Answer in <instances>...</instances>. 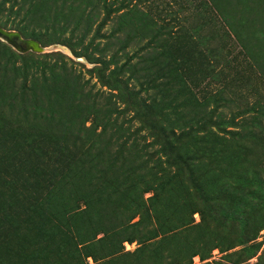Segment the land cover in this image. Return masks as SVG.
I'll return each mask as SVG.
<instances>
[{
    "label": "rangeland",
    "instance_id": "rangeland-1",
    "mask_svg": "<svg viewBox=\"0 0 264 264\" xmlns=\"http://www.w3.org/2000/svg\"><path fill=\"white\" fill-rule=\"evenodd\" d=\"M0 29L37 47L0 39V264H264V0H0Z\"/></svg>",
    "mask_w": 264,
    "mask_h": 264
},
{
    "label": "water",
    "instance_id": "water-1",
    "mask_svg": "<svg viewBox=\"0 0 264 264\" xmlns=\"http://www.w3.org/2000/svg\"><path fill=\"white\" fill-rule=\"evenodd\" d=\"M0 31H2V33L0 32V39L6 42L8 45H10L16 51L21 53V52H26L27 50H37L36 45L32 44L30 41H29L30 44L28 47L26 42L19 38V35L17 33L9 31L14 34H7L5 32H8V31H4L2 29H0ZM55 47H56L55 45L51 46L52 49H54ZM75 61L83 63L82 58H75Z\"/></svg>",
    "mask_w": 264,
    "mask_h": 264
},
{
    "label": "bare ground",
    "instance_id": "bare-ground-1",
    "mask_svg": "<svg viewBox=\"0 0 264 264\" xmlns=\"http://www.w3.org/2000/svg\"><path fill=\"white\" fill-rule=\"evenodd\" d=\"M1 33H2V31H0ZM5 33H7V34H14V33H12V32H5ZM19 38L20 39H22L20 36H19ZM23 41H25L26 42V44H27V46L29 47V44H30V42L29 41H26V40H24V39H22Z\"/></svg>",
    "mask_w": 264,
    "mask_h": 264
},
{
    "label": "trees",
    "instance_id": "trees-1",
    "mask_svg": "<svg viewBox=\"0 0 264 264\" xmlns=\"http://www.w3.org/2000/svg\"><path fill=\"white\" fill-rule=\"evenodd\" d=\"M75 58H82V57H80V56H76ZM83 59V58H82Z\"/></svg>",
    "mask_w": 264,
    "mask_h": 264
}]
</instances>
